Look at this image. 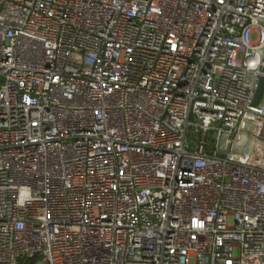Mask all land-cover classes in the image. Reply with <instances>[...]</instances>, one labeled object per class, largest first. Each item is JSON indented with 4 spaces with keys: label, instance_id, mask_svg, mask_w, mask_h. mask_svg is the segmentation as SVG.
<instances>
[{
    "label": "built area",
    "instance_id": "1",
    "mask_svg": "<svg viewBox=\"0 0 264 264\" xmlns=\"http://www.w3.org/2000/svg\"><path fill=\"white\" fill-rule=\"evenodd\" d=\"M263 68L264 0H0V264H264Z\"/></svg>",
    "mask_w": 264,
    "mask_h": 264
},
{
    "label": "water",
    "instance_id": "2",
    "mask_svg": "<svg viewBox=\"0 0 264 264\" xmlns=\"http://www.w3.org/2000/svg\"><path fill=\"white\" fill-rule=\"evenodd\" d=\"M263 71H264V68H263ZM263 92H264V75L261 76L259 83H258V87L256 89V94H255V98L253 102L255 105L259 104L260 99L263 95ZM251 122H252V119L250 118L245 119L242 129H241L239 141L227 144L225 146V150L233 151V152L242 151L243 145L246 144V142L248 141L249 128H250ZM215 195L216 194L213 195V200H212L213 203H214ZM213 203H212V208H213Z\"/></svg>",
    "mask_w": 264,
    "mask_h": 264
},
{
    "label": "trees",
    "instance_id": "3",
    "mask_svg": "<svg viewBox=\"0 0 264 264\" xmlns=\"http://www.w3.org/2000/svg\"><path fill=\"white\" fill-rule=\"evenodd\" d=\"M37 262H38V257H34L27 260H20L18 264H37Z\"/></svg>",
    "mask_w": 264,
    "mask_h": 264
},
{
    "label": "rangeland",
    "instance_id": "4",
    "mask_svg": "<svg viewBox=\"0 0 264 264\" xmlns=\"http://www.w3.org/2000/svg\"><path fill=\"white\" fill-rule=\"evenodd\" d=\"M230 223H232V219H230Z\"/></svg>",
    "mask_w": 264,
    "mask_h": 264
}]
</instances>
